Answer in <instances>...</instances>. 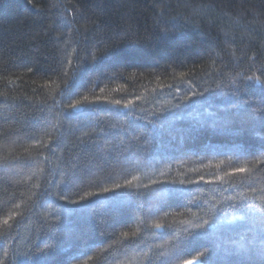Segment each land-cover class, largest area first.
Wrapping results in <instances>:
<instances>
[{
	"label": "trees",
	"instance_id": "16d2710c",
	"mask_svg": "<svg viewBox=\"0 0 264 264\" xmlns=\"http://www.w3.org/2000/svg\"><path fill=\"white\" fill-rule=\"evenodd\" d=\"M262 234L264 0H0V264H261Z\"/></svg>",
	"mask_w": 264,
	"mask_h": 264
},
{
	"label": "snow or ice",
	"instance_id": "6c2138e0",
	"mask_svg": "<svg viewBox=\"0 0 264 264\" xmlns=\"http://www.w3.org/2000/svg\"><path fill=\"white\" fill-rule=\"evenodd\" d=\"M247 79H259V77H253V76H250V77H247ZM84 102H87V97L84 98V101H80V100H77L75 103L71 104L70 105V108H72L73 110L79 108L81 106L82 103ZM116 104H119L120 101H115ZM129 105H125V107H128ZM5 160H7V157H5ZM237 172H246L248 171L247 168H239V169H236ZM135 179V178H134ZM153 183H160L159 181H153ZM183 183V182H182ZM125 187H132V181H126L124 184H120V183H115L113 187L111 188H103L102 191L103 192H113V191H116L117 189H120V188H125ZM144 187H148V185H144ZM88 195H95V193H89ZM62 199H64V197H61ZM87 197L86 196H82L81 199H86ZM3 223L5 225L8 224V219H5L3 221ZM209 221H204V224H208ZM154 226L157 228V229H160L163 227L162 224L160 223H155ZM198 227H203V225H198ZM138 231V230H137ZM137 233L136 232H133L131 233V236H135ZM124 237L125 238H128L129 237V233L125 232L124 234ZM261 243L262 245H264V234H262L261 236ZM41 251H44L43 249H41ZM203 255V254H201ZM260 257H261V264H264V247L261 248L260 250V253H259ZM197 259H199V257H197ZM185 264H192V261H186Z\"/></svg>",
	"mask_w": 264,
	"mask_h": 264
},
{
	"label": "rangeland",
	"instance_id": "374dc122",
	"mask_svg": "<svg viewBox=\"0 0 264 264\" xmlns=\"http://www.w3.org/2000/svg\"><path fill=\"white\" fill-rule=\"evenodd\" d=\"M192 264H199L198 262H193Z\"/></svg>",
	"mask_w": 264,
	"mask_h": 264
}]
</instances>
